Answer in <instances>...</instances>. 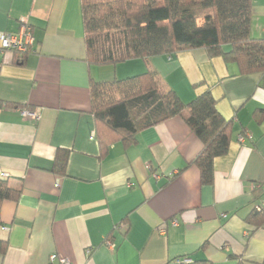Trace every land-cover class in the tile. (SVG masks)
<instances>
[{
	"label": "crops",
	"instance_id": "0c3cea01",
	"mask_svg": "<svg viewBox=\"0 0 264 264\" xmlns=\"http://www.w3.org/2000/svg\"><path fill=\"white\" fill-rule=\"evenodd\" d=\"M22 18L32 47L0 53V178L21 190L0 206V264H262L264 225L245 217L264 201V72L242 74L204 48L91 64L80 0H0V32H18ZM250 36L264 38V0L251 1ZM147 71L185 103L209 90L231 122L211 184L192 163L202 143L180 117L130 146L99 144L91 82ZM59 150L64 175L51 171Z\"/></svg>",
	"mask_w": 264,
	"mask_h": 264
},
{
	"label": "trees",
	"instance_id": "16d2710c",
	"mask_svg": "<svg viewBox=\"0 0 264 264\" xmlns=\"http://www.w3.org/2000/svg\"><path fill=\"white\" fill-rule=\"evenodd\" d=\"M251 1L80 0L86 60L115 65L204 48L209 56L234 62L242 74L264 72V38L250 36ZM90 92V113L102 147L113 137L130 146L138 132L180 117L202 143L192 161L200 181L212 183L214 160L228 151L231 122L220 115L209 90L185 103L154 72L147 71L124 79L92 81ZM260 111L264 114V107ZM67 156L68 150L57 151L51 171L64 175ZM20 194V189L0 178V206L5 200H18ZM245 221L255 228L263 226L264 210H252ZM6 249V240L0 239V254ZM236 264L244 262L239 259Z\"/></svg>",
	"mask_w": 264,
	"mask_h": 264
},
{
	"label": "built area",
	"instance_id": "2783aa9c",
	"mask_svg": "<svg viewBox=\"0 0 264 264\" xmlns=\"http://www.w3.org/2000/svg\"><path fill=\"white\" fill-rule=\"evenodd\" d=\"M34 43V36L31 31L30 26L27 23L25 18H22L19 21V30L16 33H9V32H0V53L3 51H11L14 53L19 54H26L32 44ZM22 116L29 117L30 119L37 121L40 117L38 111H30L29 109H22L21 110ZM240 140L241 136L239 137ZM55 186H58L56 184ZM256 210H264V201L261 202L259 205L255 207ZM173 224H176V220H172ZM90 252V250H88ZM50 263H55L57 261V256L55 254H51L49 256ZM181 264H191V259L183 258L179 260ZM59 264H69L68 260L62 259L60 260Z\"/></svg>",
	"mask_w": 264,
	"mask_h": 264
},
{
	"label": "rangeland",
	"instance_id": "374dc122",
	"mask_svg": "<svg viewBox=\"0 0 264 264\" xmlns=\"http://www.w3.org/2000/svg\"><path fill=\"white\" fill-rule=\"evenodd\" d=\"M201 22V21H200Z\"/></svg>",
	"mask_w": 264,
	"mask_h": 264
}]
</instances>
